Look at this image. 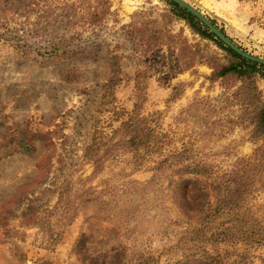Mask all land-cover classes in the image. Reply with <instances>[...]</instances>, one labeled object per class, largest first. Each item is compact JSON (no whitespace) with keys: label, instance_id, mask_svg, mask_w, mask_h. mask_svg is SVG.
Here are the masks:
<instances>
[{"label":"rangeland","instance_id":"obj_1","mask_svg":"<svg viewBox=\"0 0 264 264\" xmlns=\"http://www.w3.org/2000/svg\"><path fill=\"white\" fill-rule=\"evenodd\" d=\"M43 1H13L8 25L23 29L22 41L10 31L0 40V264H216L203 247L221 264H264V244L206 241L232 224L264 233V135L255 130L264 72L218 76L232 55L169 0ZM187 1L264 59V0ZM51 41L71 56H38ZM114 63L119 81L102 107ZM133 111L155 127L156 146L115 148L95 172L85 150L96 127L121 140L114 129ZM184 148L212 173L176 176L169 189L168 180L144 191L134 184L151 178L161 154ZM240 168L252 169L249 194L240 202L232 184L229 207H215L224 178L237 181ZM90 187H123L116 202L134 207L116 208H128L129 227L90 218Z\"/></svg>","mask_w":264,"mask_h":264},{"label":"trees","instance_id":"obj_2","mask_svg":"<svg viewBox=\"0 0 264 264\" xmlns=\"http://www.w3.org/2000/svg\"><path fill=\"white\" fill-rule=\"evenodd\" d=\"M17 1V0H13ZM12 0H0V40L5 39L6 31H10L13 35L11 38L15 40V42L22 41L19 32L23 29L15 28V30H10L8 25V17L12 12L18 10L17 3ZM35 1V0H32ZM46 1V0H45ZM37 2H44L43 0H37ZM169 2L178 10L179 15H181L184 19L188 20L194 29L202 34L204 37L213 40L220 48L229 52L233 60L227 64L220 67L217 75L222 77L225 75H237L240 77L250 78L253 73L258 71L264 72V65L249 60L236 51H234L229 46L225 45L216 35L209 31H203L202 23L199 21L194 15L189 13L186 9L180 7L174 1L169 0ZM216 25V23L213 21ZM208 29V28H207ZM225 33L224 30H222ZM129 37L134 42H139L141 34L132 30L129 33ZM64 44V43H61ZM54 41H51L46 46L40 47L36 50V54L46 59H54L61 60L67 59L71 56V51L67 45H61ZM120 73L119 67L117 64H112V77L108 80L107 83L103 86V94H102V102L101 105H107L112 101L113 92L115 86L118 84L119 78L118 75ZM256 132H259V136L264 135V108L259 112L257 117V125ZM114 133L117 136L119 134L121 136V140L116 141V139L109 138L105 140L104 134L101 130H96L94 132L93 141L85 150V157L91 160L95 165V172H98L102 166V159L106 154H109L115 148L118 151L122 150L127 153H134V155L141 153V151H152V149L156 146L157 134L155 127L152 126L147 117L139 115V113L133 111L131 116L121 121L120 125L114 129ZM30 147H27L26 150H29ZM160 149V147H157ZM101 150H104V154L100 156ZM116 151V150H115ZM117 151V152H118ZM250 170H252L250 168ZM247 168L244 169H236L233 171L234 175L238 179L237 181L231 179V176L225 177L222 182V191L220 189V195L218 193V199H220V203L215 207H229L231 202V198L229 194H227L232 188V184H234L237 188L238 194L243 202L245 197L250 192V184L246 183L247 181V171H250ZM153 172L151 178L147 180L145 183H140L138 181H134V184H139L140 188L144 191L149 187H153L160 183L169 181L167 185V189L172 186L174 182V178L176 176H185V175H199V174H207L210 175L212 173V166L208 163L197 161L194 159L191 151L188 148L180 149L172 151L168 154H161L159 159L155 161V165L151 168ZM246 178V179H245ZM251 179V178H250ZM249 180V178H248ZM162 181V182H160ZM160 182V183H159ZM118 189L117 187L107 188L98 190L96 188H88L84 190L83 197L86 199V202H89L93 207H97L94 210V213L90 215L92 219H100V220H110L112 218H120V221L123 222L124 227L127 228L130 225L129 218L126 215H123L125 211H129L128 208L117 209L116 207H134V205H122L119 202H116V198L120 199L122 196V201L125 197L124 190ZM122 191V194L118 192ZM188 194H190L188 192ZM116 197V198H115ZM239 201L236 207L239 204ZM145 204V203H144ZM140 204L139 206H141ZM207 207H213L210 203L207 204ZM209 217L210 213L206 214L204 220L208 222L209 225ZM232 224L227 226L226 228L218 231L217 233H213L206 237L207 242H244V243H256L263 245L264 244V233L257 232L253 228H249V224ZM192 230V229H191ZM190 230V231H191ZM207 247H203L202 250L204 255L210 261H214L216 264H221L222 259L218 258V256H213L210 254V251L206 250ZM151 260V258H149ZM154 264L157 262L156 258L152 257ZM148 264V263H146ZM213 264V263H212Z\"/></svg>","mask_w":264,"mask_h":264},{"label":"water","instance_id":"obj_3","mask_svg":"<svg viewBox=\"0 0 264 264\" xmlns=\"http://www.w3.org/2000/svg\"><path fill=\"white\" fill-rule=\"evenodd\" d=\"M172 1H174L179 6L186 9L189 13H191L196 18H198L203 23V25L207 27L212 33H214L216 37L219 38L225 45L229 46L243 57L264 65L263 58L251 54L245 51L243 48H241L226 33H223L222 30L217 25H215L206 15H204V13H202L199 9L193 6L190 2H188L187 0H172Z\"/></svg>","mask_w":264,"mask_h":264}]
</instances>
